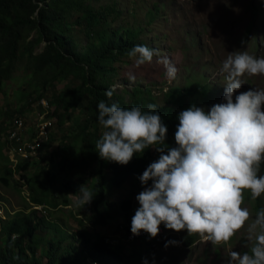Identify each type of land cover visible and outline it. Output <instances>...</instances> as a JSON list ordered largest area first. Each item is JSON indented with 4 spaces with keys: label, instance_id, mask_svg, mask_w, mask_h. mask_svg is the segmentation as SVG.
<instances>
[{
    "label": "trees",
    "instance_id": "1",
    "mask_svg": "<svg viewBox=\"0 0 264 264\" xmlns=\"http://www.w3.org/2000/svg\"><path fill=\"white\" fill-rule=\"evenodd\" d=\"M99 1L0 0V91L20 61L25 59V67L31 72L32 79L39 78L38 86L42 88L36 99L45 98L43 92L46 86L52 89L45 98L48 108L46 118L55 117L59 123H63L64 113L77 107L85 114L76 131L77 135H72L80 136L77 158L67 162V154H63L59 161L63 164L57 163V167L50 165L53 161L50 154L48 166H40L31 173L27 172L30 167L42 164V161L34 160L35 156L19 160L12 169L8 155L2 154L0 144V182L9 185L13 175L19 174L21 179L26 180L29 202L41 206L44 211L69 205L70 191L80 194L81 199V184L86 174V191L92 196L90 202H84V206H91V227L74 215L80 228L73 232L63 230L58 222L43 216L37 217L36 209L27 212L19 209L0 218V264H85L86 259L90 260L88 264H135L136 260H142L151 250L149 240L117 241L112 235L101 231L118 219L115 229L120 232V226H123L126 230L133 210L132 193L113 201L109 198L111 191L123 188L129 180L140 181L139 176L148 165L159 158L156 147L164 146L166 154L167 149L176 146L174 134L179 123L177 117L186 98L199 95L204 104H208L213 92L210 84L199 80L183 87L168 88L165 102L170 104L155 105L156 112L167 126L164 145L149 146L142 153H134L126 165L101 158L95 145L105 129L97 124L98 103H115L125 109L139 106L142 111H149L150 104L143 99L149 97L151 91L134 88L129 94L130 103L114 92L111 79L115 71L114 63L129 57L128 52L143 43L138 38L139 29L124 26L111 28L119 16L115 2L96 7L94 4ZM74 30L90 40L82 51L76 49ZM41 41H44V45L35 51ZM66 79H71L75 85L56 91L55 82ZM110 89L113 91L111 98L105 96V92ZM173 104L180 108L175 111ZM18 110L23 114V109ZM14 117L22 116L19 114ZM78 123L75 120L71 130ZM46 145L47 142H43L38 150L42 151ZM255 210L257 213L260 211L257 204ZM47 229L53 233L46 235ZM196 239V233H184L182 246L188 248ZM138 240L143 242L144 252L135 246ZM128 245L130 249L126 252ZM39 250L40 257L37 255ZM176 259L166 258L165 262L172 264Z\"/></svg>",
    "mask_w": 264,
    "mask_h": 264
},
{
    "label": "rangeland",
    "instance_id": "2",
    "mask_svg": "<svg viewBox=\"0 0 264 264\" xmlns=\"http://www.w3.org/2000/svg\"><path fill=\"white\" fill-rule=\"evenodd\" d=\"M112 2H115L119 16L111 28L124 26L139 29L138 38L143 43L141 45H147L155 49L157 53L153 56L151 63L140 66H136L134 57H124L114 63L115 71L111 77L112 88L116 94L129 103L131 102L129 94L134 88H139L151 91V95L143 99L144 102L156 106L169 105L170 103L165 102V92L168 88L183 87L189 82L199 80L210 84L213 88L208 104H204L202 97L196 95L186 98L181 108L176 104L172 107L175 111L179 108L183 111L195 105L207 111L212 105L225 102L223 94L226 74L221 71V68L222 62L229 53L243 51L254 57L264 58V0H101L94 5L96 7L102 4L112 5ZM73 32L77 42V51L84 50L90 40H87L77 30ZM30 37L31 35L27 39ZM43 45L44 41H41L35 47V51H39ZM161 58H167L175 66L174 78L166 75L164 64L158 62ZM24 62L25 59L20 61L12 77L4 83L0 91V144L2 154L5 153V155L12 147L17 148L7 141L6 136V130L15 115L22 116L20 118L24 121L28 132L40 119H45L48 122L47 139L43 140L42 144L47 142V145L42 151L37 150L33 154L34 160H40L42 164L30 167L27 172L31 173L40 166H48L50 154L53 157L50 165L54 167H57V163H61L59 161L63 154H67V162L77 158L81 143L80 136L72 135H77L76 131L85 114L77 107L64 113L63 123H59L55 117L46 118L48 108L45 98L52 89L49 86L45 87L43 93L46 96L42 99L43 102L36 99L42 90L41 86H38L39 78L32 79L31 72L25 67ZM240 80L241 88L234 93L233 99L235 95L244 91L264 89V75L253 76L246 73L240 77ZM74 85L71 79L57 80L55 89L63 91ZM18 109H23V114L19 113ZM75 120L79 122L78 126L71 130ZM97 124L101 126L99 122ZM151 150L153 151V148ZM10 154H8L9 159ZM37 155H40L39 158ZM1 162L2 160H0V166H2ZM9 166L12 169L15 168L10 161ZM258 175H264V162L260 165ZM13 177L9 185L0 182V218H5L19 209L26 212L36 209L37 217L43 216L58 222L65 231L73 232L80 228L76 224L74 215H78L76 216L78 219L84 220V224L91 227L89 221L91 206H84V202H80V194L70 191L69 205L53 211H44L41 206L32 205L29 202L28 190L25 187L26 180L21 179L17 173ZM87 180L88 175L86 174L81 184L82 190H86ZM151 184L152 181L142 185L137 179L133 182L129 180L123 188L115 192L111 191L109 198L115 201L132 193L133 209L137 210L139 203L136 196ZM256 204L260 210L264 209V194L253 198L251 192L245 190L241 207L248 210L249 218L229 241L219 245L210 242L206 235L197 234L196 241L188 248H184L181 238L184 233L188 232L166 229L162 223L160 226L166 233L165 244L151 249L142 260H136L134 263L143 264L147 261V264H168L165 259L175 257L177 259L172 264H227L230 251L240 252L241 255L244 252L250 253V247L255 242V235L261 231L259 228L250 231L257 215ZM118 223L119 219L112 222V226H106L105 230H116L115 226ZM45 233L49 235L53 231L47 229ZM120 235L119 233L121 238ZM169 241L177 243L171 244L168 243ZM135 246L144 252L143 242L138 240ZM125 249L129 251L130 246H126ZM37 255L41 256L40 250ZM84 262L88 264L90 260L86 259Z\"/></svg>",
    "mask_w": 264,
    "mask_h": 264
},
{
    "label": "clouds",
    "instance_id": "3",
    "mask_svg": "<svg viewBox=\"0 0 264 264\" xmlns=\"http://www.w3.org/2000/svg\"><path fill=\"white\" fill-rule=\"evenodd\" d=\"M156 54L147 45H136L128 52L129 57L135 58L136 66L151 63ZM158 62L164 64L166 75L174 78L175 66L167 58ZM221 71L226 74L225 102L214 104L207 111L195 105L181 111L174 134L176 146L167 149L166 154L164 146L156 147L158 160L139 176L142 185L148 181L152 184L136 196L139 207L133 209L132 219L130 215L134 236L143 231L154 238L163 223L166 229L206 235L210 242L219 245L229 241L249 218L248 210L241 207L243 192L250 191L253 198L264 194V175H258L264 162V89L244 91L233 99L242 85L240 77L246 73L264 75V58L243 51L231 52L222 62ZM112 95L111 89L105 92L109 98ZM148 109H125L115 103L99 102L97 119L105 129L95 145L99 156L126 165L134 153L164 145L167 126L155 105H148ZM82 193L80 202H90L91 193ZM257 228L261 231L255 235L251 254L230 251L227 264H264V209L257 213L250 231ZM163 233V239L155 246L149 238L135 239H147L151 249H156L165 240L164 230Z\"/></svg>",
    "mask_w": 264,
    "mask_h": 264
},
{
    "label": "built area",
    "instance_id": "4",
    "mask_svg": "<svg viewBox=\"0 0 264 264\" xmlns=\"http://www.w3.org/2000/svg\"><path fill=\"white\" fill-rule=\"evenodd\" d=\"M43 102V100H42ZM47 126L48 122L45 119H40L37 124H34L31 131L28 132V128L25 127L24 121L20 117H15L10 126L6 130L7 141L12 143L17 148L12 147L9 150L10 162L12 165H16L19 160L27 159L35 154L38 148L41 146L43 140L47 139ZM28 137L26 138V134ZM9 157V156H8ZM13 167V166H12ZM135 211L132 210L131 219L134 216ZM131 222L128 225L127 239H135L140 237H146L152 240V245L155 246L157 242L161 241L164 237L163 229L159 226V232L156 237L150 238L147 233L141 231L138 236H134L131 231Z\"/></svg>",
    "mask_w": 264,
    "mask_h": 264
},
{
    "label": "crops",
    "instance_id": "5",
    "mask_svg": "<svg viewBox=\"0 0 264 264\" xmlns=\"http://www.w3.org/2000/svg\"><path fill=\"white\" fill-rule=\"evenodd\" d=\"M5 154V153H4ZM122 223H124L123 221H122ZM120 228H121V231L120 232H118L117 230H113V231H108V230H105L106 229V226L105 227H103L102 229H101V231L103 232V233H106V234H110V235H112V237H113V239H115V240H117V241H124L125 240V236H126V230L125 229H123V226H120ZM124 230H125V232H124ZM119 233L121 234L120 236H121V238L119 237ZM123 233L125 234L124 236H123ZM116 238H119V239H121V240H118V239H116ZM127 252V251H126Z\"/></svg>",
    "mask_w": 264,
    "mask_h": 264
}]
</instances>
